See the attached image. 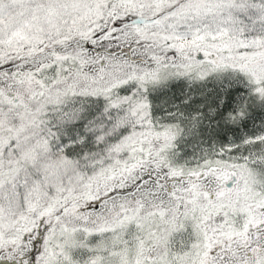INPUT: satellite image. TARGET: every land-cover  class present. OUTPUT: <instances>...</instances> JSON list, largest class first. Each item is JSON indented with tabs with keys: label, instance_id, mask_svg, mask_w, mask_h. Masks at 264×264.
<instances>
[{
	"label": "snow or ice",
	"instance_id": "snow-or-ice-1",
	"mask_svg": "<svg viewBox=\"0 0 264 264\" xmlns=\"http://www.w3.org/2000/svg\"><path fill=\"white\" fill-rule=\"evenodd\" d=\"M0 264H264V0H0Z\"/></svg>",
	"mask_w": 264,
	"mask_h": 264
}]
</instances>
